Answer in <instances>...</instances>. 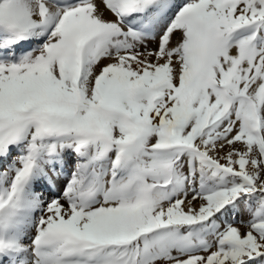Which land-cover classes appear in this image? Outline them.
Wrapping results in <instances>:
<instances>
[{
	"label": "snow or ice",
	"instance_id": "1",
	"mask_svg": "<svg viewBox=\"0 0 264 264\" xmlns=\"http://www.w3.org/2000/svg\"><path fill=\"white\" fill-rule=\"evenodd\" d=\"M0 264H264V0H0Z\"/></svg>",
	"mask_w": 264,
	"mask_h": 264
},
{
	"label": "bare ground",
	"instance_id": "2",
	"mask_svg": "<svg viewBox=\"0 0 264 264\" xmlns=\"http://www.w3.org/2000/svg\"><path fill=\"white\" fill-rule=\"evenodd\" d=\"M105 15H106V18H109V19H111L112 17H111V15L110 14H108V13H105Z\"/></svg>",
	"mask_w": 264,
	"mask_h": 264
},
{
	"label": "rangeland",
	"instance_id": "3",
	"mask_svg": "<svg viewBox=\"0 0 264 264\" xmlns=\"http://www.w3.org/2000/svg\"><path fill=\"white\" fill-rule=\"evenodd\" d=\"M149 46H150V47H155V44H154V43H150Z\"/></svg>",
	"mask_w": 264,
	"mask_h": 264
}]
</instances>
